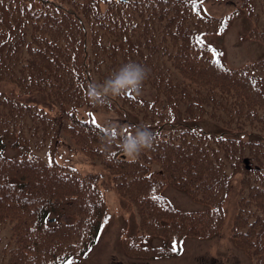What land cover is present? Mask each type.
I'll return each instance as SVG.
<instances>
[{
  "label": "trees",
  "instance_id": "16d2710c",
  "mask_svg": "<svg viewBox=\"0 0 264 264\" xmlns=\"http://www.w3.org/2000/svg\"><path fill=\"white\" fill-rule=\"evenodd\" d=\"M203 1L0 0V83L15 85L11 92L0 90V222L12 226L9 264H64L87 253L108 217L101 185L136 207L140 229L124 237L131 254L143 251L144 238L209 236L223 224V203L240 172L244 147L243 155L260 167L240 176L231 232L264 264V84L259 75L264 58L236 69L212 58L204 26L219 27L228 18L206 13ZM241 1L245 8L254 4L264 11V0ZM17 30H22L18 38ZM257 34L264 38V19ZM129 61L150 68L145 83L167 96L174 116L182 101L188 103L187 121L203 115L205 103L226 126L222 139L189 123L164 130L168 121L161 107L131 92L93 104L89 89ZM83 104L121 114L142 112L145 118L159 115L162 127L150 129L152 148L129 159L121 148L129 134L79 120L66 110ZM65 118L72 121L67 124ZM27 130L40 140L71 132L110 177L78 174L64 164L29 156ZM11 136L20 148L13 156L4 153ZM229 165L233 175L226 170ZM166 183L209 207L194 211L173 205L163 193ZM54 214L57 220L50 222ZM163 253L176 252L167 245L145 249L149 256Z\"/></svg>",
  "mask_w": 264,
  "mask_h": 264
},
{
  "label": "rangeland",
  "instance_id": "374dc122",
  "mask_svg": "<svg viewBox=\"0 0 264 264\" xmlns=\"http://www.w3.org/2000/svg\"><path fill=\"white\" fill-rule=\"evenodd\" d=\"M207 3V5H206ZM205 3L206 8L214 14H222L227 12L233 6L239 3V0H211ZM231 28L223 35L213 34L209 36L210 41L222 49L226 60L234 66L241 65L245 62L252 61L264 56V42L256 39H248L240 36L248 31L251 27V20L245 16H236ZM11 88V85H9ZM142 95L152 98L154 90L145 88ZM160 104V103H158ZM163 104V101H161ZM93 111V118L105 126H117L121 131L132 133L136 126H151L149 122H142L139 125L130 124L128 117L125 122L122 117L112 111L103 109ZM96 114V116H95ZM135 116H131L130 119ZM138 118V117H137ZM137 120V119H136ZM204 128L209 130H217L219 124L213 120L204 118L201 120ZM66 136L70 140L67 143L70 148L64 150L57 158L61 160L70 159V162L77 168L87 170H98L99 166H95L83 159L81 151L73 147L72 133L66 131ZM7 151L10 154L15 153L16 149L11 148L8 141ZM35 153L42 155L47 159L52 158L50 145L46 144L41 149H34ZM165 193L177 205L186 209L203 208V203L194 199L187 192L176 188L173 185H167ZM110 215L109 223L102 229L99 242L88 255L79 259H72L67 264H253L252 258L246 254V251L239 248L229 231L233 214L237 208V197L233 199V195L227 203V215L225 225L219 235L210 238L200 239L196 237H186L182 241V251L179 255L147 259L145 255L133 257L126 253L122 246L121 233L124 228H128L129 232H133L138 227V215L134 205L128 203V200L113 190L104 191ZM12 229L9 223L0 226V264H8L7 258L4 257V247L12 244ZM161 240L157 238L156 241Z\"/></svg>",
  "mask_w": 264,
  "mask_h": 264
},
{
  "label": "clouds",
  "instance_id": "9594fccd",
  "mask_svg": "<svg viewBox=\"0 0 264 264\" xmlns=\"http://www.w3.org/2000/svg\"><path fill=\"white\" fill-rule=\"evenodd\" d=\"M146 65L129 61L114 70L102 83L94 84L88 91L93 104H103L110 98L125 96L128 93L141 94L150 75ZM154 133L147 126H136L121 145L130 159L138 158L145 150L152 148Z\"/></svg>",
  "mask_w": 264,
  "mask_h": 264
}]
</instances>
